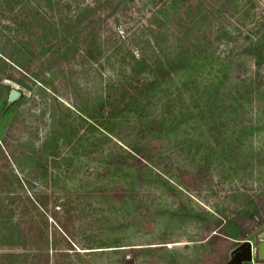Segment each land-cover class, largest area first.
<instances>
[{
  "label": "rangeland",
  "instance_id": "374dc122",
  "mask_svg": "<svg viewBox=\"0 0 264 264\" xmlns=\"http://www.w3.org/2000/svg\"><path fill=\"white\" fill-rule=\"evenodd\" d=\"M81 1L72 2L68 13L89 10L92 0ZM213 2L203 0L200 9L206 15L202 17L198 59L178 67L171 79L167 76L163 84L156 85L158 93L169 87L173 94L186 82L189 70L197 71L195 79L189 78L183 86L181 101L170 105L163 124L170 125L169 130L156 135L137 131L141 127L136 123L138 105L132 104L108 124L112 138L97 128L87 132L89 121L77 117L75 107L73 113L64 107L75 102L85 113L103 83L132 75L136 85L153 75L151 62L162 51L152 50L141 22L150 26L152 19L151 28L159 29L158 20L148 17L156 9L154 1L127 2V13L132 10L133 16L128 14L117 24L119 34L110 47L115 50L102 56L103 68L92 67L82 52L71 60L70 69L56 63L39 68L38 77L46 79L51 90L34 85V98L21 84L7 78L0 82V136L6 132L12 108L17 107L14 101L21 96L11 100L12 89L24 93L22 105L30 114L22 132L23 139L30 142L18 155L21 164L14 170L25 184L7 170L9 187L1 192L0 200L13 206L24 202V215L32 214L29 218L35 224L42 223L45 215L55 225L54 220L62 216L60 203L72 206L71 216L63 215L71 232L77 239L99 241L100 247L88 248L81 255L69 252L59 264H226L243 240H251L255 247L264 241V221H260L264 217V0H252L248 6L243 0H229L226 7L223 0ZM106 29L99 31V39ZM142 48L143 60L133 59L132 52L142 54ZM0 71L17 73L4 62H0ZM129 85H133L131 81ZM54 94L65 100L55 106L60 122L79 120L73 143L82 138L79 146L69 142L57 150L58 163L52 156L57 149L54 145L42 153L38 150L44 135V119L39 114L46 101L47 112L54 108ZM149 109L155 112V106ZM94 132L100 140L95 150L89 146ZM19 135L15 131L11 138ZM121 143L142 150L134 157L121 149L113 157L106 154ZM40 155H48L41 164ZM110 162L121 165L108 167ZM253 221L255 228L242 237L241 231ZM55 239L62 241L58 234ZM29 257H5L0 264H32ZM256 264L264 263L256 257Z\"/></svg>",
  "mask_w": 264,
  "mask_h": 264
},
{
  "label": "trees",
  "instance_id": "16d2710c",
  "mask_svg": "<svg viewBox=\"0 0 264 264\" xmlns=\"http://www.w3.org/2000/svg\"><path fill=\"white\" fill-rule=\"evenodd\" d=\"M74 1L76 3L82 2L81 0H0V35H2L0 38V62L8 63L17 72L14 75L12 71L8 73L0 71V82L7 78L21 84L29 89L30 97L34 98V85L47 92L51 90L45 84L48 81L38 77L39 68H45V66L56 63L58 65L65 64L70 69L71 60L79 52L85 54L92 67L96 66L99 69L104 67L102 56H105L106 52L109 55L115 50L110 49V47L114 46L111 45L114 36L119 34L116 30L117 24L126 19L128 14L133 16L132 10L127 13L128 9L126 8L127 2L131 0H92L89 3V10H87L88 7L82 11L76 9V13L69 14L68 9ZM150 1L152 3L154 1L156 9L151 11L153 16L148 15V17L149 20L151 17L158 20L159 29L153 30L151 28L152 19L150 26H147L145 21L141 24L143 31L149 33L148 41L152 43V50L155 49V53L162 51L158 54V58L156 57V61L151 62L150 70L153 75L142 81L138 80L136 85H134L135 79L132 75H121L113 82L103 83L98 95L89 100L88 105H90L84 109L85 113L77 108L78 103L63 105L72 113L75 107L77 117L89 121L87 132L92 128H97L106 137L112 138L113 130L109 129L108 124L118 118L132 104L140 106L141 109L135 114L139 118V122L136 121V123L141 125L137 131L141 130L142 133L156 135L158 132L169 130L170 125L163 127V124L170 113L171 103L181 101L185 94L183 86L186 85L189 78L195 79L197 76L196 70H189L186 73L187 77L185 76L186 82L182 86H177L173 94L169 87L163 88L161 93L155 91L156 85L163 84L167 76L169 79L172 78L175 69L194 63L200 56L201 49L198 45V39L202 35V17L206 15V13L202 15L200 11L204 5L203 0ZM227 1L229 3V0H223L222 6L226 7ZM251 1L243 0L242 3L246 2L248 6ZM211 2L215 4L213 0H208V3ZM234 5L237 6V3ZM216 6L214 5L212 10ZM103 27L108 28L103 30L106 35L103 36V39H99L98 33ZM20 28H25L26 31L22 33ZM3 30H5V34ZM189 48L194 53L189 54ZM141 50L142 54L134 53L131 50L132 58L142 61L145 56V49L142 48ZM36 58L37 60H35ZM66 79L70 82L71 76ZM129 79L133 85H129ZM178 84H180L179 81ZM20 95V99L14 101L18 109L17 107L14 110L12 108V118L9 120L11 123L7 122L6 132L0 136V195L9 187L8 181L10 179L6 174L7 170L25 184V179L14 173L15 168L17 169L21 164L18 155L23 154L21 151L27 145L26 142H30V139L26 141L22 136L24 128L29 124L26 118L30 114L28 109L26 110L22 105V99L25 97L22 91H20ZM51 101L54 108L47 112L49 104L46 101L41 109V114H39L44 119V135L38 150L42 153L54 145L57 149L53 150L52 156L54 161L58 163L56 155L59 151L57 150L69 142L74 146H79L82 138H79V142L73 143V136L80 130L79 120H74L75 117L60 122L61 114L57 112L55 106L57 103L64 104L65 100L60 99L58 94H54ZM151 106H155V112L150 111ZM31 114L37 115L35 112H31ZM66 116L69 117L68 114ZM15 131L19 132L20 135L12 139L11 133ZM90 139L89 146H93V150H95L100 140L97 141L99 138L95 132ZM119 149L129 152L133 157L136 155V151L141 152L142 150L141 147L121 143V145H117V148H111L106 154L113 157L119 153ZM46 156L48 157V155L38 157L40 164ZM45 161L48 163L47 159ZM111 165H114V162L108 163L107 166L110 167ZM119 165L121 163L117 162L114 166ZM31 198V202L36 205L34 201L37 199L34 196ZM72 208V206L67 207L61 202L59 209L62 211V216L54 220L55 225L50 224L47 216L43 214L42 223L35 224L34 220L29 218L32 214L24 215V202L13 206L11 202L4 205L3 201L0 200V260L5 257H14L16 260L24 256L28 260L30 256L29 261L32 264H50V262L59 264L60 259L64 255H69V252H73L74 255H81L87 252L86 249L88 248L100 247L99 241L90 243L83 237L77 239V235L71 232L70 225L65 222L64 217L71 216ZM256 214L261 216L258 212ZM36 220L40 222L39 219ZM260 221H264V217L261 216ZM253 222L251 226L241 231L242 237H245L255 228L257 223ZM36 226L39 228L37 233L33 232ZM55 234L60 235L62 241H56ZM259 261L264 263V259H259Z\"/></svg>",
  "mask_w": 264,
  "mask_h": 264
},
{
  "label": "water",
  "instance_id": "95a60500",
  "mask_svg": "<svg viewBox=\"0 0 264 264\" xmlns=\"http://www.w3.org/2000/svg\"><path fill=\"white\" fill-rule=\"evenodd\" d=\"M20 95V91L17 88L11 90L10 99H16ZM254 245L251 240H243L240 248L234 249V255L230 261L226 264H242L244 261H250L253 254ZM256 253L259 259H264V241L258 243Z\"/></svg>",
  "mask_w": 264,
  "mask_h": 264
},
{
  "label": "built area",
  "instance_id": "2783aa9c",
  "mask_svg": "<svg viewBox=\"0 0 264 264\" xmlns=\"http://www.w3.org/2000/svg\"><path fill=\"white\" fill-rule=\"evenodd\" d=\"M252 244H253V242H252ZM257 247L258 246H256V247L254 246L255 251L253 250L252 258L250 259V261H244L242 264H256V257L259 258L258 255H257V253H256Z\"/></svg>",
  "mask_w": 264,
  "mask_h": 264
}]
</instances>
